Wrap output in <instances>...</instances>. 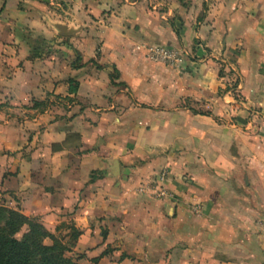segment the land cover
I'll list each match as a JSON object with an SVG mask.
<instances>
[{
	"label": "crops",
	"instance_id": "1",
	"mask_svg": "<svg viewBox=\"0 0 264 264\" xmlns=\"http://www.w3.org/2000/svg\"><path fill=\"white\" fill-rule=\"evenodd\" d=\"M0 199L84 264H264V0H0Z\"/></svg>",
	"mask_w": 264,
	"mask_h": 264
},
{
	"label": "trees",
	"instance_id": "2",
	"mask_svg": "<svg viewBox=\"0 0 264 264\" xmlns=\"http://www.w3.org/2000/svg\"><path fill=\"white\" fill-rule=\"evenodd\" d=\"M72 228L76 241L80 230ZM74 245L67 246L38 217L0 205V264H84L82 255H72Z\"/></svg>",
	"mask_w": 264,
	"mask_h": 264
},
{
	"label": "rangeland",
	"instance_id": "3",
	"mask_svg": "<svg viewBox=\"0 0 264 264\" xmlns=\"http://www.w3.org/2000/svg\"><path fill=\"white\" fill-rule=\"evenodd\" d=\"M55 6V5H54ZM61 7V6H60ZM63 7V6H62ZM37 36H34V39H39L42 36L38 35V34H34ZM235 55V51H233L232 56ZM0 205H4L0 199ZM36 217V216H35ZM46 227V226H45ZM47 228V227H46ZM26 228H23L22 232L25 231ZM48 229V228H47ZM49 230V229H48ZM51 231V230H49ZM22 232H20L18 235H21ZM51 232H53L55 234V236L59 239H61L67 246L69 245H73V243H75V239L73 237V228H72V224L67 223V222H62L60 224H57L56 228L54 230H52ZM73 248V247H72ZM72 255H76L75 253H73Z\"/></svg>",
	"mask_w": 264,
	"mask_h": 264
},
{
	"label": "built area",
	"instance_id": "4",
	"mask_svg": "<svg viewBox=\"0 0 264 264\" xmlns=\"http://www.w3.org/2000/svg\"><path fill=\"white\" fill-rule=\"evenodd\" d=\"M150 54L156 57L161 58L163 61L174 64L178 57L177 53L171 48L157 47L150 49Z\"/></svg>",
	"mask_w": 264,
	"mask_h": 264
},
{
	"label": "water",
	"instance_id": "5",
	"mask_svg": "<svg viewBox=\"0 0 264 264\" xmlns=\"http://www.w3.org/2000/svg\"><path fill=\"white\" fill-rule=\"evenodd\" d=\"M57 29H59V32L61 35L67 36V35H71L73 33L72 29H69V27L65 24H57L56 25Z\"/></svg>",
	"mask_w": 264,
	"mask_h": 264
}]
</instances>
